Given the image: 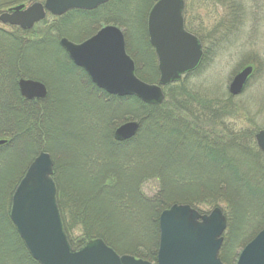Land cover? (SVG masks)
I'll return each instance as SVG.
<instances>
[{
    "label": "trees",
    "instance_id": "obj_1",
    "mask_svg": "<svg viewBox=\"0 0 264 264\" xmlns=\"http://www.w3.org/2000/svg\"><path fill=\"white\" fill-rule=\"evenodd\" d=\"M155 1L109 0L107 3L91 11L72 10L62 16L52 17V24L40 28V32L37 33V36L32 37V39H27L23 44L17 42V40L12 41L13 50L11 52H14L16 58L25 55V50H27L26 53L32 52L36 57L47 54L51 62L49 64L50 68L57 70L58 75L60 73L62 77H71L75 84L78 85L77 81H84V78H80L79 74L76 75L78 70L75 69L67 54L58 45V40L62 37L75 41L81 40L94 34L102 25L115 24L124 29L126 48L135 62L137 76L148 83L156 82L158 77L157 60L146 34L147 13ZM72 20L74 21L72 22ZM186 20L185 28L195 34L190 22L188 23ZM44 24H47V21H44ZM206 53L204 51L203 60ZM60 54L63 57H60ZM0 61L3 62L4 60L0 59ZM4 67L6 71L2 72L9 75L12 84L10 94L11 96L14 95L13 98L15 100L13 101L16 103H14V106H11L10 100H0V139L7 140L5 144L0 146V229L4 228L5 230L4 232H0V264H7L6 261H11L13 264H39L27 253L22 240L16 234L8 216V209L10 207L11 193L24 173L26 166L30 163V158L32 159L39 149L47 152L49 150V153L52 155L55 151L54 149L53 151L50 149L51 146H57V143L52 141L50 137L49 126L53 117L54 100L52 95L49 94L50 91L47 95V100H43L42 102L37 100H22L17 88V79L24 77L42 80V78H38L42 75L32 72L31 69L33 68L25 67L24 63L18 61V59L15 65H12L10 61ZM85 89L94 97L92 102L96 103L95 108L97 109L92 110L102 112L104 115L96 121L89 112L90 118H86L85 116H88V114L83 116L80 108L77 110L79 113H76L72 106H70V112L73 115L68 119L70 125H76L80 135L85 134L86 143L90 147L99 149L96 154L98 161H95V165H92L91 169L88 168L87 171H82L80 174L87 184L76 185L77 180H79L76 176L71 177L70 182L69 179L63 180L59 177L58 166L53 157L55 161L53 177L58 192L57 203L62 214L65 231L73 247L80 246L90 238L100 237L117 252L129 253L136 257L155 262L158 239L157 226H154L155 230L151 228L153 231V235L151 234V236L154 240L148 241V244L144 242H142L143 244L131 243V246H126L127 237L125 238L122 233L117 234L118 226L115 225L111 216L113 211L107 209L104 203H101L103 200L100 199L103 193H107L110 204L114 205L116 203L112 207H116L117 210L119 208V212L116 211L117 215L130 216V208L126 198L133 195V193L139 197L142 193L140 187L143 183V178H140V174H136L138 166L139 170H144L145 172L149 171V167L153 166L152 176H157L161 179L162 188L149 202L146 200L145 205V209H148L151 203H155L151 209L149 208L150 213L147 210L154 224L160 211L170 204H188L203 213L202 207L198 208L199 203H206L205 205H208L212 209L219 207L218 202L222 198L227 202L224 210L231 211L232 221L236 219V216L237 219L240 217L242 219V216L248 215L246 211L247 207L244 206L255 207L258 205L256 206L258 209L255 212L249 210L250 213H256V211H260L259 209H263L264 187L258 188L255 184L257 183L255 180L257 176L249 179L248 174H239L234 160L236 156H240L241 158L247 156L248 142L253 146L255 145L253 140L254 131H244V133L242 132L238 135H231L223 127V134L219 136L216 130V123L224 122V118L230 117L232 114V110L228 108L231 100H223V102L196 100L190 90L185 87L182 80L163 88L165 100L160 105L143 103L134 96L120 98L108 96L92 84L87 85ZM75 101L81 106L79 100ZM119 102L122 106L118 107L117 104ZM129 107L131 108L128 109ZM113 113L116 116H113ZM128 118L137 120L140 123L141 129L138 135L130 141L125 142V144L114 142L112 138V132L116 126L114 121L117 119L126 120ZM105 119V129L103 127L102 133L98 134L100 138H98L96 137L97 130L99 131V126H101L100 124ZM182 121L187 125L183 124ZM144 133L150 134L158 142L162 141V145L170 146L168 152L162 156L161 160L156 161L152 157L153 149L151 148V144L146 145L144 142V138L146 140ZM170 135H173L178 140V143L180 142L181 144L172 145L170 140H168ZM46 143L50 148L45 147ZM188 143L191 144L197 157L187 158L189 161L187 163L192 170L186 168L182 170V167L177 166L184 173L182 176L177 168L174 169L172 164H168L167 159L171 154V152L169 153L170 148L171 150L178 146L183 148ZM42 144L44 145L41 146ZM123 145H131V147L130 149H125L126 147L122 148ZM19 148L21 149L20 152L17 150ZM102 148L105 149L103 155L99 152ZM256 151L258 160L261 159L264 162L263 155L259 150ZM12 154L19 155V158L25 155V163L21 165L20 163L13 162V159L10 158ZM157 154L161 156L159 152ZM198 156H204L206 162L199 161L200 157L198 158ZM149 157L152 159H149ZM22 158H20L21 161ZM142 160L148 162L143 165ZM13 163L15 164L12 166ZM205 163L208 166L206 165L203 168ZM256 164V162L254 165L250 163L248 169H255L258 166ZM220 171H223V175L229 174V176L224 177L225 175L223 176ZM168 172L175 173L172 177H175L176 183L174 184L170 176L169 189H165L164 184L166 180L164 179V175L169 174ZM258 174L259 178L261 175L264 179V170ZM87 176L89 182H87ZM127 176L130 178V181ZM223 178H225L224 182L219 183ZM63 181H65L67 186V194L65 193L64 195L60 192L63 187ZM253 182L254 184H252ZM69 183L70 187L68 186ZM227 183L229 185L226 187ZM222 184L223 187H226L224 193L220 192ZM63 188L65 190V187ZM243 192L249 198L248 202H246V198L242 197ZM59 193L63 196L62 200ZM136 213L138 214V211ZM225 216L227 219V229H230L232 235L237 230V226H235L236 228L232 227L234 222L228 226L231 216ZM65 217H68L73 223L75 220H78L82 226V238L78 239V241H73L69 236L70 226L67 224ZM238 222L240 223V221ZM91 223L94 225H91ZM254 224L255 229L253 228V231H256L251 232L249 237L252 235L254 237L264 227V213L263 215L260 213L257 222L254 221ZM234 236H230L227 245L225 238L223 240L219 257L224 264H234L238 256L234 252L238 249L235 247L238 239ZM233 237L234 239H232ZM113 239L117 243L122 244L124 248H115L116 246L111 242ZM251 239L241 240L242 245L239 247L242 248ZM138 248H141V251ZM231 254L233 255L231 256Z\"/></svg>",
    "mask_w": 264,
    "mask_h": 264
},
{
    "label": "water",
    "instance_id": "obj_2",
    "mask_svg": "<svg viewBox=\"0 0 264 264\" xmlns=\"http://www.w3.org/2000/svg\"><path fill=\"white\" fill-rule=\"evenodd\" d=\"M107 1L34 2L1 13L0 22L31 29L45 18L47 11L60 16L75 9L93 10ZM183 9L184 0H157L148 12L147 34L158 61L157 83H146L136 76L134 62L125 49L123 31L116 25H105L80 43L61 38L59 45L97 87L116 96H135L146 104L159 105L164 100L162 86L194 71L203 57L200 40L184 27ZM252 71V66H244L234 74L228 86L232 96L243 92ZM17 84L20 95L27 100L47 96V88L40 81L21 78ZM138 128L137 121H127L115 130V138L130 139ZM255 140L264 154V129L255 134ZM52 175L49 153H39L20 178L10 201V219L28 253L39 264H223L218 252L226 219L218 207L206 214L187 204H173L163 210L158 217L156 263L118 254L101 238L73 248L64 230ZM236 264H264V228L244 246Z\"/></svg>",
    "mask_w": 264,
    "mask_h": 264
},
{
    "label": "rangeland",
    "instance_id": "obj_3",
    "mask_svg": "<svg viewBox=\"0 0 264 264\" xmlns=\"http://www.w3.org/2000/svg\"><path fill=\"white\" fill-rule=\"evenodd\" d=\"M44 1L45 0H0V12L1 11L3 12L7 10L8 8L14 7L16 5H23V7L25 8L34 2L43 3ZM147 16H148V13H147ZM183 16H184V20L187 19L186 21H188V23L190 22L191 27L193 28L196 36H198V38L200 39L202 43L204 51H206L207 53L205 54V59L202 61L200 67L194 72L187 74L182 79V81L185 87H187L190 90L191 94L195 96L196 100H210L213 102H217V101L223 102V100H228V101L231 100L230 103L228 104V108L232 110V114L230 115V117L224 118V122L216 123L217 125L216 130L219 136L223 134L222 129L224 128L231 135H238L242 132L244 133V131L246 132L250 130L254 131L253 140H254L255 145L253 146L249 144L248 142L247 144L248 148L246 150L247 156L243 158H241L240 156H236L234 158L235 167L237 168L239 174L241 173L248 174L249 179H253V177L257 176L256 179L254 178L257 181V183L255 184L257 185L258 188L264 187V179L262 178L261 175H260V178L258 176L259 175L258 173L263 172L264 170V162H262L261 159L258 160V158L256 157L257 156L256 150H259V152L263 155V157H264V154L261 152V150L257 146L255 137H254L255 134L259 130L264 129V0H185ZM52 17H55V16H52L49 13L48 16L44 20L36 23L34 27L32 28V30H30L28 33H23L19 28H16L14 26L11 27L9 25H6L0 22V32H1L0 34V59L5 60L6 57L7 58L10 57L13 59V57L15 56H14V52H11L13 50V44L11 42L14 40H17V42H21L23 44V42L27 41V39H30V38L32 39V37L37 36V33L40 32L39 31L40 28H43L44 26H48L52 24L51 23ZM74 20H72V22ZM44 21H47V24H44ZM121 29L124 30L123 28ZM146 34H147V17H146ZM89 36H87L86 38H88ZM147 38L149 42L148 34H147ZM58 45H59V40H58ZM26 57H28V59L27 61H24V64L27 67L33 68L31 69L32 72L36 74L40 73L42 75L41 77H38V78H42V80H39L40 82L45 84V82H47L48 80L51 81L50 85L46 86L47 95L50 91L49 94L52 95L53 100H54L53 101L54 108L52 109L53 117L49 124L50 137L52 141H54L60 146H63L64 144L66 146H69L70 144H66L67 142H66V138L64 137V135L70 134V133L71 134L79 133L78 127L74 124L70 125L68 121V119L73 116L72 113L70 112L71 110L70 106H72L73 110L76 113H79L77 110L78 108H80V112L83 116H85V114H88L89 112V114L92 115L93 119H95L96 121L99 118H102V116L104 115L102 112L100 113L99 111L92 110V109H97L95 108L96 103L92 102V100H94V97H92L89 94V91H86L85 87H83L86 84L82 82L83 86H80L79 84L76 85L71 77L70 78L68 76L62 77L60 73L58 75L57 70L50 68L51 66L49 64H51V62L47 54L45 56L36 57L32 52H29L27 53ZM60 57H63V56L60 54ZM155 57H156V54H155ZM156 60H157V57H156ZM5 61H9V60H5ZM157 64H158V61H157ZM5 65L6 63L4 64L2 61H0V68H1L0 69V100H10L11 106H14V103L16 102L13 100H15V98H13L14 95L11 96L10 94L12 84L10 82L9 75L7 73L5 74L3 73L6 71V68L4 67ZM247 65H251L253 67V72L249 76L243 92L238 96H231L228 92V86H229V83L232 77L234 76L236 72L242 69V67L247 66ZM158 78H159V72H158L157 80ZM33 80H36V79L34 78ZM153 83H156V82H153ZM229 96H231V98H229ZM20 97L22 98V100H27L23 98L22 96ZM115 97L117 96L115 95ZM36 100L42 102L43 100H47V96L44 99H36ZM75 100L77 101L79 100V103H81V106ZM27 101H33V100H27ZM117 106L118 107L122 106V104H120L119 102ZM130 108L131 107H129L128 109ZM82 109H83V113H82ZM89 114L88 116H85V117L90 118ZM113 114H112L113 116H116L115 113ZM105 121L106 119L102 121V124H100L101 126H99V131L97 130L98 133L96 137L98 138H100L98 134L99 133L101 134L103 131ZM127 121H137V120H134L132 118H128L126 120L117 119L116 121H114L116 125L115 127H117V124L122 123V122H127ZM182 123L186 124L184 121H182ZM221 124L222 126H220ZM140 129H141V125L139 123V128L137 132L128 141H130L136 135H138ZM144 134L146 135V140H147L146 141L144 138V142L146 143V145L151 144V148L153 149L152 157L156 159V161L161 160L162 156L166 154V152H168L170 146L167 147L164 144L162 145V141L158 142L154 140L152 136L148 133L147 134L144 133ZM80 137L85 138V134L83 135L81 134ZM168 140H170L172 145L181 144L180 142L178 143V140L174 138L173 135H170ZM43 145L44 144H42L41 146ZM45 147L48 148L49 145L46 143ZM124 147H126L125 149H130L131 145H123L122 148ZM50 149L51 151H53V149L55 150L54 146H51ZM17 150L18 152H20L21 149L19 148ZM78 150H80L81 153L82 151L84 152V150H86L89 154L93 153L94 158L92 159L94 161H98V157L96 154L99 149L97 150V148L90 147L89 144H87V147H84V148L78 147ZM41 152H47V151L39 149L34 154L32 159L30 158V160L32 161ZM49 152L50 151L48 150L47 153ZM99 152L100 154L102 153L103 155V153H105V149L102 148ZM157 152H159L161 156H158ZM170 152L171 154L169 155L167 162L168 164H172V167L174 169H176L177 166H180L182 167V170L185 168L188 170H192L189 164L187 163L189 162L187 158L188 157L193 158L197 156H195L194 150L191 147V144L188 143L183 148H181L180 146L175 147L172 150L170 148L169 153ZM50 155H51L50 157L53 160V166H54V162L56 161V164L58 166V173H59L58 176L59 177H61L63 180L69 179V182H70L71 177L76 176L79 179L77 180L76 185L87 184L85 179L81 177L80 175L81 172H79V170L73 169V172H72L70 169L69 165H71L72 162L75 163V159H74L75 154L72 156L71 154L63 155L61 153V156H60L59 154H57V151L55 150V152H53V155L52 154ZM18 156L19 155L12 154L10 158L13 159V162L20 163L21 165L25 163V155H23L24 157L23 156L20 157V158L23 157L22 161L20 160ZM53 157L55 158V161ZM198 158H199V161L206 162L205 161L206 158L204 156H198ZM76 159L77 161H81L78 156L76 157ZM149 159H152V158L149 157ZM142 161H143V165H145L146 162H148L144 160ZM255 162L257 163L256 165L258 166H256L255 169L251 168V170H249L248 168L250 167V163L254 165ZM177 163L178 165H176ZM14 164L15 163H13L12 166ZM24 165L26 166V164ZM206 165L208 166V164L205 163L203 168H205ZM25 166L23 167L25 168ZM153 168H154L153 166L149 167V171L147 172H145L144 170H139V166L136 169V174L137 173L140 174V178L141 177L143 178V183L140 187V190L142 193L139 195V197L137 195L135 196V194L133 193V195L126 198L128 200L127 204L130 208V214H131L130 216L122 215V214L117 215L116 211L119 212V208L117 210L116 207H112V206H115L116 203L114 205L110 204L107 198L108 196L107 193L105 194L103 193L102 198L104 199L100 198L101 200H103L101 203H104L107 209L113 211L111 216L113 218V221L115 222V225L118 226V231H117L118 233L117 232L116 233L117 234L122 233L125 238L127 237L126 238L127 243H125L126 246L127 245L131 246V243L132 244H137V243L143 244L142 242L148 244L151 240H154V238H152L151 236V234L153 235V231L151 228H154V226H157L158 228V218H156V222L154 224L152 222L153 220L151 219L152 217L149 215L150 213L149 208L151 209L155 203H151L148 209H145V205H146V200L149 202V200H151L155 196V194H157L160 188H162V183L159 177L152 176ZM177 170H179L180 174L183 176L184 173L178 168ZM220 172L223 175V171H220ZM173 175H175L174 172L164 175V179L166 180L164 184L165 189H169L170 184L168 183L171 181L169 177L170 176L172 177ZM224 175H223L224 177L229 176V174H224ZM128 179L130 181L129 177ZM171 179L174 181V184H175L176 183L175 177H172ZM224 179L225 178L221 179L222 181H219V183H223ZM229 181L231 180L229 179ZM87 182H89L88 176H87ZM254 182L252 184H254ZM69 185L70 183L68 184V186ZM228 185L229 184L227 183L226 187ZM62 186L65 187V190L62 187L60 192L63 193V195L65 193L67 194L66 192L67 186H66L65 181H63ZM226 187H223V184H222V188L220 192L224 193L226 190ZM61 193H59V195L62 200L63 196H61ZM242 197L246 198L247 199L246 202H248L249 198L246 196L245 192L242 193ZM57 200H58V192H57ZM218 203H219V207L222 210H224L225 207L227 206L226 205L227 202L223 200L222 198L219 199ZM205 204L206 203H203V204L199 203L198 208L202 207L201 209L206 214L212 209L209 208L208 205H205ZM171 205L173 204H170L168 207L164 208L163 210L169 208ZM244 207H247L246 211L248 215H246L245 217L241 215L242 219H240L241 217L237 219V216H236V219L234 221H232L231 211L224 210V213H225L224 215L231 216L230 223L228 224V226L234 222L232 224V227L236 228L235 226H237V230H235L233 234L231 235L230 229L228 230L226 228L224 233L222 234V243L225 238V243L227 245L230 236L232 237L235 235L234 237L238 239L237 240L238 243L235 246L238 249L234 251L236 255H238L239 251L241 250L240 249L241 247H239L242 245L241 240L243 239L248 240V239L253 238V235L251 237H249V235L251 234V232L253 233L256 231V230L253 231L255 229L254 221L257 222V219L260 213L261 215H263L264 213V207L263 209H259L260 211H256V213L254 212L255 210L258 209V207L255 208L254 206H248V205ZM147 210L149 213H147ZM249 210L254 211V212L250 213ZM137 211H138V214L136 213ZM8 213H9V209H8ZM65 218H66L67 224L70 226L69 236L71 237L73 241H76V240L78 241V239L82 238V232H83L82 226L79 224L78 220H75L73 223V221L69 220L68 217H65ZM9 219H10V216H9ZM238 221H240V223ZM10 222L12 223L11 219H10ZM92 224L93 223H91V225ZM4 231H5L4 228L0 229V232H4ZM15 232L18 235L16 229H15ZM157 235H159V232ZM234 237L232 239H234ZM247 237L249 238L247 239ZM93 238H100V237H93ZM93 238H90V239H93ZM158 241L159 239H157V250H158ZM111 242H113V245L116 246L115 248H118V249L124 248L122 247V244L117 243L114 239L111 240ZM144 246L146 245L144 244ZM10 247H11V244H10ZM140 249L141 248H138L139 251H141ZM157 250H156V259H157ZM117 253L118 254H128V255L134 256L132 254L125 253V252L123 253L117 252ZM232 255L233 254H231V256ZM7 258L9 257L7 256ZM218 258L220 259L219 255H218ZM140 259H143V258H140ZM146 261H149V260H146ZM6 263L13 264L11 261H6Z\"/></svg>",
    "mask_w": 264,
    "mask_h": 264
},
{
    "label": "bare ground",
    "instance_id": "obj_4",
    "mask_svg": "<svg viewBox=\"0 0 264 264\" xmlns=\"http://www.w3.org/2000/svg\"><path fill=\"white\" fill-rule=\"evenodd\" d=\"M21 31L23 32V33H28L30 30H28V29H21ZM68 40H70V41H72V42H75V43H78L80 40H77V41H75V40H71V39H69V38H67ZM125 49H126V52H127V54L132 58V56L130 55V53L128 52V50H127V48H126V42H125ZM26 51L27 50H25V52H24V54L27 56V53H26ZM29 51V50H28ZM30 52V51H29ZM25 55H22V57H20V58H16V55H14L15 57H13V59L12 58H10V57H6L5 58V60H9V61H3V63L5 64V62L6 63H9L10 61H11V63H12V65H15V63L17 62V59H18V61H21L22 63H24V61H27V59H28V57H26ZM69 58V57H68ZM69 60H70V58H69ZM132 60H133V58H132ZM70 62L74 65V63L70 60ZM133 62H134V60H133ZM134 65H135V62H134ZM24 66L25 67H27L25 64H24ZM74 67H75V69L76 70H79V72L78 73H76V75H78L80 72L82 73V75L81 74H79V77H83L84 78V80H86L88 83H86V85H85V87L87 86V85H90V84H94V83H92V81H91V79H90V77H89V75L85 72V70H83V68H80V67H78V66H75L74 65ZM135 74H136V65H135ZM136 76H137V74H136ZM138 77V76H137ZM87 78V79H86ZM37 81H39L38 79H36ZM48 83H46L45 82V86H49L50 85V83H51V81H47ZM94 86L97 88V89H99L100 91H102V92H104L106 95H108V96H113V97H115V95H113V94H110V93H108L105 89H103V88H100V87H97L95 84H94ZM21 96V95H20ZM117 97H119L120 98V96H117ZM123 97H127V96H123ZM130 97V96H129ZM135 97V96H134ZM137 98V97H136ZM137 99H139V98H137ZM140 100V99H139ZM141 101V100H140ZM143 102V101H142ZM144 103V102H143ZM125 122H122V123H119V124H117V127H115L114 129H113V132H112V138H113V140H114V142H116V143H122V144H125V142H127L129 139H127V140H122V141H119V140H117L116 138H115V135H114V132H115V130L119 127V126H121L122 124H124ZM64 137L66 138V144H70L69 146H66L65 144L63 145V146H60V145H58L57 144V146H55L54 148H55V150L56 151H58L57 152V154H59L60 156H61V153L63 154V155H74L75 154V156H74V159H75V163H71V165H69L70 166V169H71V171L73 172V169H75V170H79V172H82V171H87L88 170V168H90L92 165H95V161L92 159V158H94V154L93 153H91V154H89L86 150H84V152L82 151V153L80 152V150H78V147H87V143H86V138H82V137H80V133H77V134H66V135H64ZM68 139V140H67ZM90 146V145H89ZM57 147V148H56ZM55 152V151H54ZM49 155H50V153H49ZM51 156V155H50ZM79 157V159L81 160V161H77V159H76V157ZM91 169V168H90ZM19 182V181H18ZM17 182V183H18ZM16 187V186H15ZM15 189V188H14ZM14 191V190H13ZM13 191H12V193H11V196H12V194H13ZM10 196V197H11ZM36 261V260H35ZM37 262V261H36Z\"/></svg>",
    "mask_w": 264,
    "mask_h": 264
},
{
    "label": "flooded vegetation",
    "instance_id": "obj_5",
    "mask_svg": "<svg viewBox=\"0 0 264 264\" xmlns=\"http://www.w3.org/2000/svg\"><path fill=\"white\" fill-rule=\"evenodd\" d=\"M9 9H10V8H8L7 10H5L4 12H6V11L8 12ZM1 12H2V11H1ZM1 12H0V14H1ZM6 25H7V24H6ZM65 38H66V37H65ZM86 39H87V38H83V39H81L78 43H80V42H82V41H84V40H86ZM124 39H125V38H124ZM125 42H126V41H125ZM77 72H79V70H78ZM79 74L82 75L81 72H80ZM80 78H81V77H80ZM86 79H87V78H86ZM82 82H83L84 84H86L87 81H85V80H84V81L80 80V81H77V84H79L80 86H83V83H82ZM18 92H19V91H18ZM6 142H7V140L4 139V143H0V146L3 145V144H5ZM32 161H33V160H32ZM32 161H31V162H32ZM31 162H30V163H31ZM30 163H29V164H30ZM53 176H54V172H53ZM53 178H54V177H53Z\"/></svg>",
    "mask_w": 264,
    "mask_h": 264
}]
</instances>
